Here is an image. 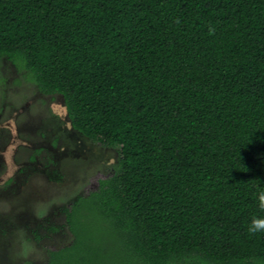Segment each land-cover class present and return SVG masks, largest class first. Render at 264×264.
<instances>
[{
    "label": "trees",
    "instance_id": "1",
    "mask_svg": "<svg viewBox=\"0 0 264 264\" xmlns=\"http://www.w3.org/2000/svg\"><path fill=\"white\" fill-rule=\"evenodd\" d=\"M2 57L118 152L45 264H264V0H0Z\"/></svg>",
    "mask_w": 264,
    "mask_h": 264
},
{
    "label": "rangeland",
    "instance_id": "2",
    "mask_svg": "<svg viewBox=\"0 0 264 264\" xmlns=\"http://www.w3.org/2000/svg\"><path fill=\"white\" fill-rule=\"evenodd\" d=\"M117 149L74 129L59 94L0 58V264H45L73 236L61 207L113 173Z\"/></svg>",
    "mask_w": 264,
    "mask_h": 264
},
{
    "label": "clouds",
    "instance_id": "3",
    "mask_svg": "<svg viewBox=\"0 0 264 264\" xmlns=\"http://www.w3.org/2000/svg\"><path fill=\"white\" fill-rule=\"evenodd\" d=\"M259 206L264 209V193L260 194ZM248 231L259 232L264 231V217H253L249 223Z\"/></svg>",
    "mask_w": 264,
    "mask_h": 264
}]
</instances>
